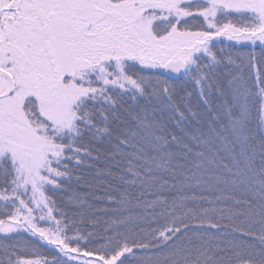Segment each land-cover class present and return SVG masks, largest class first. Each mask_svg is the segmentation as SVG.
<instances>
[{
    "label": "trees",
    "instance_id": "trees-1",
    "mask_svg": "<svg viewBox=\"0 0 264 264\" xmlns=\"http://www.w3.org/2000/svg\"><path fill=\"white\" fill-rule=\"evenodd\" d=\"M188 23L179 31L204 33ZM252 37L250 93L235 76L245 70L239 40L201 39L187 80L159 72L161 101L148 91L160 62L134 54L127 71L141 73V92L84 102L72 153L49 165L47 181L22 187L32 219L10 222L14 207L0 203V264H264V62ZM229 123L244 134L252 174L227 149L204 151L227 139Z\"/></svg>",
    "mask_w": 264,
    "mask_h": 264
},
{
    "label": "rangeland",
    "instance_id": "rangeland-1",
    "mask_svg": "<svg viewBox=\"0 0 264 264\" xmlns=\"http://www.w3.org/2000/svg\"><path fill=\"white\" fill-rule=\"evenodd\" d=\"M44 1L50 4L49 13L54 14L56 20L49 37V51L53 58L47 66L53 80L51 61L58 63L60 73L52 81L57 89L40 102L31 88L23 87L13 99L0 102V203L4 207L9 204L14 207L10 221L13 223L22 218L30 219L36 211L37 205L28 206V200L26 204L22 187L47 181L44 174L48 173V177L54 174L48 169L49 165L63 158V152L72 153L68 152L72 150L70 147L75 148L69 134L79 121L77 112L84 102L102 98L105 94L110 98L108 95L141 92L142 87L136 81L141 73L127 71L133 66L134 54L160 62V71L154 73L156 77L150 76L152 86L146 84L155 101H161L165 96L162 94L165 86L158 79L159 72L160 78L166 80L163 78L166 65L182 60L188 66V73L189 64L195 59L193 54L203 48L201 44L195 45L201 39L219 35L241 41L245 50L233 54L239 57L245 70L243 76H235L240 86L239 80H243L242 86H246L249 93V76L259 69L251 61L254 56L249 45L252 36V39H258L256 44L254 42V47L259 49L257 61L264 62V41L256 38L264 31V0ZM195 22L203 26L201 31L204 33L186 34L178 29ZM192 29L196 30L195 26ZM186 72L179 81L187 80ZM238 94L240 92L233 96L240 98ZM229 125L230 134L224 136L227 139L219 137L223 140L220 143L214 138L204 151L210 158V153L227 149L233 165L252 174L245 160L253 162L243 157L247 147L239 141L244 134L237 124ZM130 133L137 135L140 132L136 134L131 129ZM219 154L225 158L221 152ZM2 212L7 213L4 209Z\"/></svg>",
    "mask_w": 264,
    "mask_h": 264
},
{
    "label": "flooded vegetation",
    "instance_id": "flooded-vegetation-1",
    "mask_svg": "<svg viewBox=\"0 0 264 264\" xmlns=\"http://www.w3.org/2000/svg\"><path fill=\"white\" fill-rule=\"evenodd\" d=\"M49 5L44 0H0V102L13 99L23 87L31 88L38 101L57 89L52 81L60 73L58 63L51 61L53 80L47 66L56 21Z\"/></svg>",
    "mask_w": 264,
    "mask_h": 264
},
{
    "label": "water",
    "instance_id": "water-1",
    "mask_svg": "<svg viewBox=\"0 0 264 264\" xmlns=\"http://www.w3.org/2000/svg\"><path fill=\"white\" fill-rule=\"evenodd\" d=\"M186 72V64L182 60L169 62L163 73V78L171 82L181 80Z\"/></svg>",
    "mask_w": 264,
    "mask_h": 264
}]
</instances>
